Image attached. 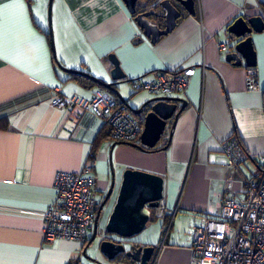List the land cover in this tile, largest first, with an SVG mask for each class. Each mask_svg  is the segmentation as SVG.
<instances>
[{"label": "crops", "instance_id": "crops-1", "mask_svg": "<svg viewBox=\"0 0 264 264\" xmlns=\"http://www.w3.org/2000/svg\"><path fill=\"white\" fill-rule=\"evenodd\" d=\"M171 2L180 16L152 41L124 0H52L53 50L49 0H0V264H138L122 254L108 259L99 242L89 241L93 231L85 243L43 240L42 214L54 199L58 170L74 172L90 162L98 198L113 176L109 210L125 168L161 175L162 198L151 207L145 227L125 244L155 245L152 264H193L192 228L217 215L221 200L231 195L225 190L227 174L231 190L241 191L247 174L229 172L220 143L234 135L256 160L264 153V29L251 33L256 63L249 67L244 60L241 65L226 60L233 42L227 27L239 15L264 19V0H193L194 13ZM144 3L138 0L137 6ZM228 39L226 48L219 49ZM111 55L123 73L114 87L134 109L161 95L134 91V79L192 68L185 91L167 95L184 100L185 106L170 134L168 124L154 146L140 143V134L132 142L142 148L115 143L91 109L52 103L56 94L88 97L109 90L60 65L109 82ZM249 68L255 71L257 89L247 88ZM133 114L142 126L144 112Z\"/></svg>", "mask_w": 264, "mask_h": 264}, {"label": "built area", "instance_id": "built-area-1", "mask_svg": "<svg viewBox=\"0 0 264 264\" xmlns=\"http://www.w3.org/2000/svg\"><path fill=\"white\" fill-rule=\"evenodd\" d=\"M227 42H220L225 49ZM192 73L189 66H179L157 73L151 80H133V90H146L168 95L185 91ZM249 89L259 87L255 71L246 73ZM52 103L58 107H73L79 111L91 109L107 126L111 139L118 143L132 142L140 134V121L125 100L116 98L109 90H99L91 96L77 93L56 94ZM220 148L226 156L230 171H239L242 164L254 161V169L242 176L241 191H233L230 175L224 179L225 190L231 195L220 202L219 213L206 216L203 224L192 228L191 255L193 264H264V153L256 155L246 150L234 135L225 137ZM256 160V161H255ZM54 199L43 210L44 241L56 238L85 243L97 220L101 198L97 197L92 165L86 162L78 171L58 170L53 181ZM101 239L105 232L96 231ZM153 256L149 264L153 262Z\"/></svg>", "mask_w": 264, "mask_h": 264}, {"label": "water", "instance_id": "water-1", "mask_svg": "<svg viewBox=\"0 0 264 264\" xmlns=\"http://www.w3.org/2000/svg\"><path fill=\"white\" fill-rule=\"evenodd\" d=\"M51 1L48 6V32L50 42L54 50L53 34L50 24V8ZM138 0H124L130 12L134 14V20L142 30L143 34L152 41L156 40L161 34L171 30L176 23V19L180 16V10L171 0H159L155 7L138 11ZM147 1V0H146ZM183 8L188 12L194 13L193 0H177ZM146 6V5H145ZM142 6V7H145ZM158 8V9H155ZM152 15H160L163 18V26L152 20ZM264 29V19L260 15L243 16L239 15L233 19L228 25L227 31L230 33V40L233 42L229 45L231 51L226 54V60L234 65H241L244 60L245 65L252 67L256 63V55L252 45L251 33L260 32ZM113 62L111 69L112 81L106 82L100 80L88 73L78 71L76 69L61 68L70 73L80 74L108 88L120 100L123 97L114 87L116 80L123 76L114 56H109ZM179 97L156 95L143 102L138 109H134L128 105L132 112H144L142 130L140 132V143L147 146H154L156 141L165 131L168 124L170 125L169 134L174 126L179 112L185 106V101L181 100L180 107L177 108ZM116 143V142H115ZM141 145L136 142H125ZM114 185V178L111 177L109 187L100 203L97 211V219L106 200L109 199ZM163 177L156 173L148 172L141 169L125 168L118 186V190L112 204L111 210L107 216L104 228L106 233H114L121 237L115 241L106 238L99 241V250L108 258L114 259L117 255L122 254L136 261L138 264H149L155 245L145 244L136 245L130 243L127 247L128 237L140 232L150 218L151 207L157 206L162 198ZM97 220L93 227L92 235L89 239L91 242L96 236Z\"/></svg>", "mask_w": 264, "mask_h": 264}, {"label": "rangeland", "instance_id": "rangeland-1", "mask_svg": "<svg viewBox=\"0 0 264 264\" xmlns=\"http://www.w3.org/2000/svg\"><path fill=\"white\" fill-rule=\"evenodd\" d=\"M158 1L159 0H151V2H152L151 7L152 6L155 7L157 5ZM50 20H51V23H50L51 24V28H53L52 17L50 18ZM254 167L255 166H254V164L252 162H250L249 164H242L241 165V169L243 170L244 173L247 174V176L250 174V171H252L254 169ZM109 202H110V200L108 202H106V205L101 209L100 214H99V217L97 219V231H98V233L99 232H105L106 233L105 228H104V225H105V221H106V218L108 216V213L110 211L109 210V206H108V205H110ZM137 235H135V237H137ZM106 236L107 237H111V238L116 237L114 233H106ZM99 241H100V238H99L98 234H96V236L94 238V242L95 243H98Z\"/></svg>", "mask_w": 264, "mask_h": 264}, {"label": "flooded vegetation", "instance_id": "flooded-vegetation-1", "mask_svg": "<svg viewBox=\"0 0 264 264\" xmlns=\"http://www.w3.org/2000/svg\"><path fill=\"white\" fill-rule=\"evenodd\" d=\"M146 6H147V5H146ZM146 6H145V7H146ZM145 7H140V6L138 5V11L144 10ZM149 8H151V6H150ZM155 9H158V8H155ZM152 20L155 21V22H157L158 24L161 25V22H162L163 18H162V16H160V15H157V16L152 15ZM102 199H103V198H101V201H102ZM106 202H108V200L105 201L103 207L106 205ZM99 207H100V206H99ZM103 207H102V208H103Z\"/></svg>", "mask_w": 264, "mask_h": 264}, {"label": "snow or ice", "instance_id": "snow-or-ice-1", "mask_svg": "<svg viewBox=\"0 0 264 264\" xmlns=\"http://www.w3.org/2000/svg\"><path fill=\"white\" fill-rule=\"evenodd\" d=\"M4 9L0 8V15H3Z\"/></svg>", "mask_w": 264, "mask_h": 264}, {"label": "trees", "instance_id": "trees-1", "mask_svg": "<svg viewBox=\"0 0 264 264\" xmlns=\"http://www.w3.org/2000/svg\"><path fill=\"white\" fill-rule=\"evenodd\" d=\"M145 2H146V3H144L142 6H145L147 3H150L151 0H147V1L145 0Z\"/></svg>", "mask_w": 264, "mask_h": 264}]
</instances>
